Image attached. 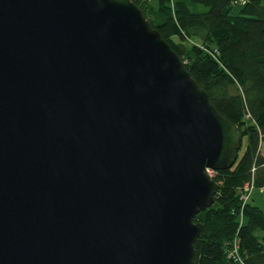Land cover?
<instances>
[{"label":"water","instance_id":"obj_1","mask_svg":"<svg viewBox=\"0 0 264 264\" xmlns=\"http://www.w3.org/2000/svg\"><path fill=\"white\" fill-rule=\"evenodd\" d=\"M241 146L131 0H0V264H193Z\"/></svg>","mask_w":264,"mask_h":264},{"label":"trees","instance_id":"obj_2","mask_svg":"<svg viewBox=\"0 0 264 264\" xmlns=\"http://www.w3.org/2000/svg\"><path fill=\"white\" fill-rule=\"evenodd\" d=\"M131 1L241 138L232 168L214 176L215 203L194 218L202 228L193 264H240L227 256L235 239L243 264H264V212L240 200L252 177L264 186V0Z\"/></svg>","mask_w":264,"mask_h":264},{"label":"built area","instance_id":"obj_3","mask_svg":"<svg viewBox=\"0 0 264 264\" xmlns=\"http://www.w3.org/2000/svg\"><path fill=\"white\" fill-rule=\"evenodd\" d=\"M234 5H245L246 2L245 0H236L233 2ZM216 52L214 53H210V55L212 57H215ZM254 170H252L253 172ZM206 173L209 177L215 178L214 176L217 175L218 172L212 170V169H206ZM256 188V186H254V182H253V177L251 179V181L247 182L244 184V192L240 195V200L242 203V206L245 205V203L248 202V197L250 196L251 191H253ZM260 190L264 193V186L260 187ZM235 242L233 243V245L231 246V248L228 250V258L232 259L234 262H238L240 264H243V262L241 261L240 257H239V253L237 250L238 247V241L235 239Z\"/></svg>","mask_w":264,"mask_h":264},{"label":"rangeland","instance_id":"obj_4","mask_svg":"<svg viewBox=\"0 0 264 264\" xmlns=\"http://www.w3.org/2000/svg\"><path fill=\"white\" fill-rule=\"evenodd\" d=\"M151 1L153 2L154 0H151ZM195 42H197V41L196 40H194V41L190 40L191 44H194ZM195 44H197V43H195ZM243 143L246 144L245 140ZM260 151L264 155V143L260 146ZM250 197H248V199L250 198V203H252L254 206L260 207V209L264 212V193L260 190V187L259 188L256 187L253 191H251Z\"/></svg>","mask_w":264,"mask_h":264},{"label":"crops","instance_id":"obj_5","mask_svg":"<svg viewBox=\"0 0 264 264\" xmlns=\"http://www.w3.org/2000/svg\"><path fill=\"white\" fill-rule=\"evenodd\" d=\"M263 144V143H262ZM260 153H261V151H260ZM261 155H262V157L264 158V155L261 153ZM250 197V196H249ZM251 198V197H250ZM250 198H249V200H248V202H250ZM252 204V203H251ZM253 205V204H252ZM258 207V206H257ZM260 208V207H259Z\"/></svg>","mask_w":264,"mask_h":264}]
</instances>
